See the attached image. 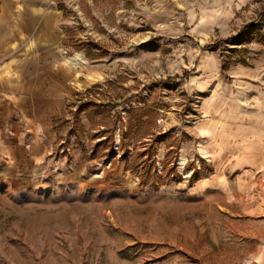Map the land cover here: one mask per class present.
I'll use <instances>...</instances> for the list:
<instances>
[{"label":"rangeland","instance_id":"obj_1","mask_svg":"<svg viewBox=\"0 0 264 264\" xmlns=\"http://www.w3.org/2000/svg\"><path fill=\"white\" fill-rule=\"evenodd\" d=\"M31 2L63 12L77 97L58 168L0 181V264H264L206 127L218 87L264 75V0Z\"/></svg>","mask_w":264,"mask_h":264},{"label":"crops","instance_id":"obj_2","mask_svg":"<svg viewBox=\"0 0 264 264\" xmlns=\"http://www.w3.org/2000/svg\"><path fill=\"white\" fill-rule=\"evenodd\" d=\"M21 1L0 0V181L10 188L27 187L58 168L56 119L77 97V76L65 64L62 48L63 12ZM261 74L236 79L239 86L218 87L211 105L216 118L206 125L233 161L230 187L254 214L264 213Z\"/></svg>","mask_w":264,"mask_h":264}]
</instances>
